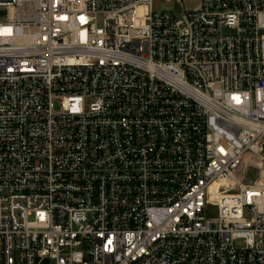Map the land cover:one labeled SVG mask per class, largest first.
<instances>
[{"label":"built area","instance_id":"1","mask_svg":"<svg viewBox=\"0 0 264 264\" xmlns=\"http://www.w3.org/2000/svg\"><path fill=\"white\" fill-rule=\"evenodd\" d=\"M153 1L0 0V264H264V0Z\"/></svg>","mask_w":264,"mask_h":264},{"label":"rangeland","instance_id":"2","mask_svg":"<svg viewBox=\"0 0 264 264\" xmlns=\"http://www.w3.org/2000/svg\"><path fill=\"white\" fill-rule=\"evenodd\" d=\"M200 0H182V5L186 10L189 9H197L199 5ZM153 7L155 11H175V9L178 10V12H181L180 6L176 5L174 1L169 0H154L153 1ZM177 15H179L177 13ZM247 182H253L257 178V171L253 167L248 168V172L245 175ZM235 192V190L231 191Z\"/></svg>","mask_w":264,"mask_h":264}]
</instances>
